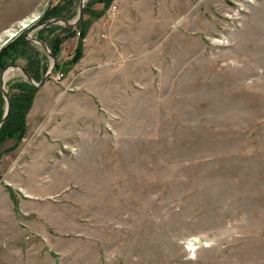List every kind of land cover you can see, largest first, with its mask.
<instances>
[{"label":"rangeland","instance_id":"374dc122","mask_svg":"<svg viewBox=\"0 0 264 264\" xmlns=\"http://www.w3.org/2000/svg\"><path fill=\"white\" fill-rule=\"evenodd\" d=\"M83 1L0 0V264H264V0Z\"/></svg>","mask_w":264,"mask_h":264},{"label":"water","instance_id":"95a60500","mask_svg":"<svg viewBox=\"0 0 264 264\" xmlns=\"http://www.w3.org/2000/svg\"><path fill=\"white\" fill-rule=\"evenodd\" d=\"M83 2H84V1L82 0V2H81V6H80V9H79L78 17H77V19H76L75 21H73V22H68V21H65V20L62 19V18H59V19L49 20V21L45 22L44 24H48V23H51V22H54V21L61 20V21H63V22H66L68 25H75V24L81 19V17L83 16V13H84V3H83ZM37 27H38V26L35 24V25L33 26V28H31V29H29L28 31L25 32V36H26L28 39L33 40L34 42H39L41 45H43V47L49 52V55H51V57H53V59H54V60H53V63L50 65V68L48 69L47 73L45 74V76L42 78V80H41L39 83H35V82H34L33 78L31 77V75L28 73L27 70H25V69H23V68H21V67H19V68H20L21 70L24 71L25 76H26L27 79H29L31 82H33L37 88H40V87H41V86L47 81V79L49 78L50 73H51V71L53 70V68H54V66H55L56 59H55V56L49 51V48L47 47V44H46L44 41L39 40V39H36V37H35V38L30 37V36H31L30 34L32 33V30H33V31L36 30ZM26 28H27V27H22L21 30H25ZM11 38H13V36H12ZM13 66L15 67V65H13ZM16 67H18V66H16ZM7 68H8V67H7ZM7 68H5V69L3 70V72H1V87H2V89L5 91V93H6V90H5V87H4V86H5V83H4V81H3V76H4V73L6 72ZM6 98H7V99H6V102H7V109H6V113H5L4 117H3V119H2L1 122H0V125H1V123L4 121V118L7 116L8 112H9V110H10V99H9L8 96H6ZM191 240H192V241H195L196 243H200V242H201V239H200L199 237H193V238H191Z\"/></svg>","mask_w":264,"mask_h":264},{"label":"trees","instance_id":"16d2710c","mask_svg":"<svg viewBox=\"0 0 264 264\" xmlns=\"http://www.w3.org/2000/svg\"><path fill=\"white\" fill-rule=\"evenodd\" d=\"M41 39V38H40ZM43 40V39H42ZM6 52H9V53H11V50H4L2 53H0V62H1V60H2V57L4 56V54L6 53ZM72 61H74V59H72L71 60V64L72 63H74V62H72ZM1 85V84H0ZM38 90V88L37 87H31V88H29V90L28 91H21L20 93L22 94V95H24L25 96V98H32L35 94H36V91ZM20 94V95H21ZM29 108V107H28ZM17 110H19L20 112H21V114H22V119H21V116H19V112H17ZM10 112L11 113H16V115H18L19 117H15V118H13V119H21V120H23L24 122H25V117H26V114H27V112H26V114H23V109H21V108H19V107H17L16 105H14L13 104V101H12V103H11V110H10ZM7 119H9V120H11V118H7ZM19 122H21V121H19ZM13 123V122H12ZM12 123H10V124H12ZM10 124L9 125H7V123L5 124V127L4 128H8L9 126H10ZM11 127V126H10ZM28 127V126H27ZM11 129H12V127H11ZM26 129V130H25ZM9 131V130H8ZM27 131H28V129L26 128V125H23L22 127H20V130H19V132H18V140H20V139H23L24 138V136L27 134ZM25 133V134H24ZM14 136H16V135H14ZM23 136V137H22ZM7 137H9V136H7ZM22 137V138H21Z\"/></svg>","mask_w":264,"mask_h":264},{"label":"crops","instance_id":"0c3cea01","mask_svg":"<svg viewBox=\"0 0 264 264\" xmlns=\"http://www.w3.org/2000/svg\"><path fill=\"white\" fill-rule=\"evenodd\" d=\"M127 10L128 11H132L133 9H131V7H127ZM105 18H106V16H105ZM104 18V19H105ZM109 19V18H108ZM107 19V20H108ZM106 20V19H105ZM104 20V21H105ZM103 21V23H100L101 25H100V27H99V31H97V29H96V32H98L97 33V36H96V38H98V40L99 39H103V35L100 33V30L103 28V25H106V24H104L105 22ZM120 24H122V21H121V23H118V25H120ZM87 44V39H86V42H85V45ZM98 44V43H97ZM47 83V82H46ZM44 91V87L42 86V88L40 87V88H38V90L36 91V94H35V99L37 100V96L40 94V92H43ZM43 93H45V92H43ZM49 93V92H48ZM36 100H35V102L33 103V105H32V107L30 108V110H29V112H28V115H27V121H28V123H27V126H28V128L30 129V126H31V122H34V121H37V120H39L41 117H40V115H35V112H34V106H35V103H36ZM58 121V123H60V121H59V116H57L56 117V122ZM35 126V125H34ZM55 126H57L58 127V125H55ZM28 132V131H27ZM51 134V133H50ZM27 135V134H26ZM25 137H27V136H25ZM24 137V138H25ZM23 138V139H24ZM22 139V140H23ZM36 147H39V145H36Z\"/></svg>","mask_w":264,"mask_h":264},{"label":"bare ground","instance_id":"6f19581e","mask_svg":"<svg viewBox=\"0 0 264 264\" xmlns=\"http://www.w3.org/2000/svg\"><path fill=\"white\" fill-rule=\"evenodd\" d=\"M31 18H27V19H25V20H21L20 22H19V25H21V26H27V25H29V24H27L28 22V20H30ZM31 21V20H30ZM29 21V22H30ZM15 32H16V29H14V28H8V29H6V30H4V35H6V36H13L14 34H15ZM4 39L2 38V37H0V41H3ZM10 68H15V69H20L19 67H10ZM9 70V68L6 70V72L4 73V76H3V81H4V78H5V75H6V73H7V71ZM23 72V71H22ZM196 245V244H195ZM194 248V247H193Z\"/></svg>","mask_w":264,"mask_h":264}]
</instances>
